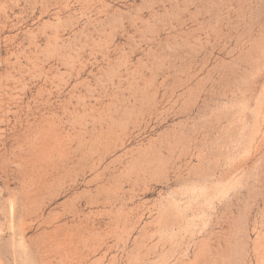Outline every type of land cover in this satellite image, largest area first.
Here are the masks:
<instances>
[{
	"label": "rangeland",
	"instance_id": "rangeland-1",
	"mask_svg": "<svg viewBox=\"0 0 264 264\" xmlns=\"http://www.w3.org/2000/svg\"><path fill=\"white\" fill-rule=\"evenodd\" d=\"M0 264H264V0H0Z\"/></svg>",
	"mask_w": 264,
	"mask_h": 264
}]
</instances>
